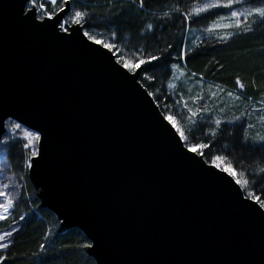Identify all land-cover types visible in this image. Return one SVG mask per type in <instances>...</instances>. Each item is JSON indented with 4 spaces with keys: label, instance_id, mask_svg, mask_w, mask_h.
Here are the masks:
<instances>
[{
    "label": "water",
    "instance_id": "obj_1",
    "mask_svg": "<svg viewBox=\"0 0 264 264\" xmlns=\"http://www.w3.org/2000/svg\"><path fill=\"white\" fill-rule=\"evenodd\" d=\"M21 5L0 0V105L52 135L27 177L59 230L95 237L103 264H264V220L186 159L146 88L83 29L56 41Z\"/></svg>",
    "mask_w": 264,
    "mask_h": 264
},
{
    "label": "snow or ice",
    "instance_id": "obj_2",
    "mask_svg": "<svg viewBox=\"0 0 264 264\" xmlns=\"http://www.w3.org/2000/svg\"><path fill=\"white\" fill-rule=\"evenodd\" d=\"M129 2L136 5L138 13H144V16L139 17V22L143 24V27L139 28V32L143 34L145 31H148L155 35L154 24L151 22L144 23L148 17V13L145 11L146 5H151L154 3V0H138V3L137 0H107L110 9L116 7L117 4H119V8L114 12L109 11L108 17L110 19H105L104 22L114 23L120 17L125 16V8ZM246 4L248 6H245ZM88 7L81 0H22L21 11L28 14L23 19L30 21L33 28L50 29L52 39L64 41L70 38L71 26H78L71 30L80 32L81 29H84L86 22L96 15L95 7H92L91 11L88 10ZM212 9L228 10L227 15L217 16L216 20H213L203 30L207 36H215L217 42H228L230 39L244 36L245 34H252L258 30L264 31V0H205L203 3H194L193 6L184 12H181V7L177 3L173 4L168 11H164L158 19H170L172 13H179L182 15L183 21L195 22L193 17H201L203 13L215 15L211 11ZM153 15L155 14L153 13ZM116 37L117 31H112L111 39H115ZM82 38L111 53L115 65L119 66L116 68V71L119 72L122 68L124 73L121 74H129L128 78L141 87L145 83L154 82L157 79L154 70L161 67L162 64H166L167 57L172 56L169 50L174 48L173 44L169 43L166 47L159 50L160 55H153L146 52L142 46L138 51L131 52L125 56L123 50L115 43H112L111 39L105 40L102 37H98L93 31L83 30ZM195 47L198 48L199 45H195ZM192 51V48H188L185 45L179 50L174 59L184 61L188 57V53ZM154 61L156 63H153ZM223 67V64H219L220 69H223ZM164 71L172 72V76L169 77L167 83V88L174 92L176 89L174 81L179 79L176 73L180 72V75H183V72L177 63H172L170 67H165ZM150 72L153 74H150ZM193 76H195V73H193ZM216 87L218 91L223 92L222 88ZM247 87L248 85H246L241 76L237 75L235 77V89L237 91L227 92V97L234 102L233 105L219 107V114L207 121V124L210 126L206 128L204 126L205 113H211L214 109L202 104L205 99L203 95L190 96L188 99H185L181 95L175 101V105L183 110L179 115L172 114L171 109L173 105L165 104L163 107L169 110L163 113V120L171 127L173 134L178 137L177 147L185 154L186 159L199 165L205 171L214 168L218 172L224 173L223 177L218 178L224 180L230 188L234 185L235 188L233 190L239 202L246 206L254 215L264 220V154L259 155L255 159L251 157L246 158L249 160L248 163H245V159L238 160L237 163L240 165L238 168L233 163V160L236 159L235 157L229 159V156L213 151L219 138H222L224 135L222 125L237 126L243 129V137L239 140V147L249 148L254 152L264 149V133L257 132L254 136L249 135L250 131L256 128L257 124L264 126V92L261 93L260 100L255 101L251 107L246 106L240 111L239 115H233L227 119L222 118V114L225 113L226 108L230 109L235 106V102L241 101L247 92ZM251 87L257 91L259 90L255 79L251 81ZM158 92V89L155 92L147 91V96L156 99ZM216 98L217 91H210L208 99ZM246 98L249 102L253 101L252 96H247ZM189 100L192 106L189 105ZM184 112L187 113L186 116ZM253 116H255L256 122H248ZM182 120L186 121V123H182ZM0 125H8V132L12 134L11 138L17 143L21 140L23 141L21 148L26 150L24 164L28 169H36L49 163L53 148V138L46 128L31 123L21 116L18 110H13L2 105H0ZM197 132H199V136L196 135ZM8 141V137L0 140V146L6 147ZM224 148L227 150L228 145H224ZM197 157L199 159H196ZM5 164H7L6 160ZM205 165L208 168H205ZM249 172L252 174V179H249ZM212 174L216 175V173ZM257 186H259L260 194L257 193ZM9 187L10 184H0V197H3V203H0V221L8 220L10 209L14 208V197L6 191ZM249 201L250 203H246ZM20 219L24 220L25 217L21 216ZM12 223L15 225V220ZM18 231L16 227H12L9 231L0 232V250L10 249V246L14 244V241L10 238L13 237V233ZM45 235H48V233ZM100 246V241L93 237L91 241L84 243L64 244L61 246V249L92 250L95 254V259L100 264H103L101 255L96 251ZM41 253L47 256V249L44 244H40L39 252L35 255L39 258ZM70 254L74 255L75 253L64 251L57 253L58 256ZM81 255L86 254L81 253ZM10 259L6 255H0V264H5ZM38 264H43V259H39Z\"/></svg>",
    "mask_w": 264,
    "mask_h": 264
},
{
    "label": "trees",
    "instance_id": "obj_3",
    "mask_svg": "<svg viewBox=\"0 0 264 264\" xmlns=\"http://www.w3.org/2000/svg\"><path fill=\"white\" fill-rule=\"evenodd\" d=\"M198 1L200 0H154L151 5H146L145 11L148 13V17L144 23L151 22L154 24L155 35H153L152 32L148 31L143 34L139 32V28L143 27V24L139 22V17L144 16V13H138L135 4L129 2L125 8V16L120 17L114 23H106L104 22L105 19H110L108 17L109 11H116L119 4L110 9L107 0H81L83 4L89 6V11L92 7L96 9V15L86 22L83 30L93 31L94 34L105 40H110L111 32L117 31V37L111 39V42L120 47L125 56L138 51L142 46L146 52L160 55V49H163L169 43L173 44L174 48L169 50L172 56L167 57L166 64H162L161 67L154 70L157 79L154 82L144 84L147 91L155 92L157 89L159 90L154 101L159 105L158 107L162 113L169 110L163 107L165 104L173 105L171 111L174 115H179L183 111L175 105L177 99L173 97L171 90L167 88L172 72H165L164 69L170 67L172 63H177L182 67V61L174 59V57L185 45L193 49L192 52L188 53L186 60L183 61L188 75L215 84H223L230 88H235V77L240 75L248 85L245 95L252 96L257 100V94L264 89V31L258 30L252 34L230 39L228 42H217L213 36H207L197 39L192 44L191 39H187L186 36L193 31L204 33L203 30L213 20H216L217 16L224 15L227 9H212L211 11L215 15L203 13L201 17H193L195 22L183 21V17L179 13H172L170 19H158L173 4L178 3L181 12H184ZM195 45H199V47L197 48ZM219 64L224 65L223 69L219 68ZM193 73H195V76H193ZM150 74L153 73L150 72ZM253 79L256 80L259 86L258 91L251 87ZM184 115H187L186 112H184ZM181 122L186 123L183 120ZM204 126L206 128L210 125L207 124V121H204ZM222 127L224 128V135L219 138L213 151L227 155L229 159L235 157L233 163L238 168L240 167L237 163L238 160L245 159V163H248L249 160L246 158L255 159L264 154V149L254 152L249 148L239 147V140L243 137L242 128L224 125ZM196 135L199 136V132ZM249 135L251 136L250 133ZM8 138V145L5 147L6 158L10 170L22 176V187L12 209V221L15 220L16 228L19 231L13 233V237L10 238L14 241L10 249L0 253V255L11 258L5 264H38L39 259H43V264H96L94 259L87 254L86 249H61L64 244H79L89 240L77 228L59 230V221L56 216L48 209L39 206L40 202L36 192L27 177V167L24 164L26 150L21 148L23 142L19 141L17 143L14 139ZM226 144L228 145L227 150L224 148ZM249 179H252L251 172H249ZM257 193L260 194L259 186H257ZM21 216H24L25 219L21 220ZM46 233L48 235H45ZM40 244L45 245L47 256L41 253L38 258L35 254L39 252ZM60 251L74 252L75 254L58 256L57 253ZM81 253L86 255H81Z\"/></svg>",
    "mask_w": 264,
    "mask_h": 264
},
{
    "label": "rangeland",
    "instance_id": "obj_4",
    "mask_svg": "<svg viewBox=\"0 0 264 264\" xmlns=\"http://www.w3.org/2000/svg\"><path fill=\"white\" fill-rule=\"evenodd\" d=\"M205 0H200L197 3H203ZM245 6H248L247 4ZM228 14V10H226V13L224 15ZM222 15V16H224ZM227 23V21H225ZM187 39H191V43L194 44L197 39H201L204 37H207L206 33H200V32H191L187 36ZM215 38V36H213ZM179 66V65H178ZM179 68L182 70L183 75H180V72H177L176 75L179 77V79L175 80L174 83L176 84V89L173 92L171 90L173 97L176 98L177 100L180 98L181 95L185 97V99H188L190 96H195V95H203L205 97L204 101L202 104L214 109L213 112L211 113H205V121L210 120L213 116L219 114V107L225 106V105H233V101H231L227 97V92L228 91H237L235 88H230L228 86H225L223 84H215L212 82L204 81L200 78H193L191 75H188L185 70V67L183 65L182 61V67L179 66ZM235 82V80H234ZM211 86V89H210ZM223 89V92L218 91L217 87ZM235 87V85H234ZM210 91H217V98L216 99H208L210 96ZM264 92V89L259 91L257 94V100L253 98L252 102H249L247 100V96H243L241 101L235 102V106L231 107L230 109L226 108V111L224 114H222L223 119L230 118L233 115H239L240 111L243 110L246 106L251 107L252 104L255 101L260 100L261 98V93ZM189 105L192 106L191 101L189 100ZM187 114V113H186ZM248 122L255 123V116L251 117ZM257 132H262L264 133V126H261L257 124L256 128L250 131L251 136H254ZM11 133L8 132V125H6L5 132L3 134L2 139L5 136H8L11 138ZM22 141V140H21ZM23 142V141H22ZM5 160L7 161L6 158V152H5V146H0V184H10V187L6 190L9 193L12 194L14 197V205L15 202L17 201L21 187H22V179L21 175H18L16 173H13L10 170L9 163L7 161V164H5ZM11 177V179H9ZM0 203H3V197H0ZM12 227H16L12 223V209H10V216L9 219L6 221H0V232L3 231H9L11 230ZM7 242V241H5ZM4 250H0V253L3 252Z\"/></svg>",
    "mask_w": 264,
    "mask_h": 264
}]
</instances>
